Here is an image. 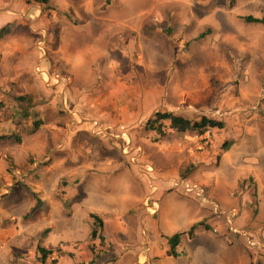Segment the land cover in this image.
<instances>
[{
    "label": "rangeland",
    "instance_id": "obj_1",
    "mask_svg": "<svg viewBox=\"0 0 264 264\" xmlns=\"http://www.w3.org/2000/svg\"><path fill=\"white\" fill-rule=\"evenodd\" d=\"M61 1L0 0V264H264V0Z\"/></svg>",
    "mask_w": 264,
    "mask_h": 264
},
{
    "label": "trees",
    "instance_id": "obj_2",
    "mask_svg": "<svg viewBox=\"0 0 264 264\" xmlns=\"http://www.w3.org/2000/svg\"><path fill=\"white\" fill-rule=\"evenodd\" d=\"M38 3H48L49 0H34ZM234 0H230V4H233ZM247 23L251 24H264L263 19L254 18L252 16H247L245 18ZM7 28H4L0 31V38L2 34L6 33ZM146 130L155 134L157 137H164L166 134V128L175 130L180 133H196L197 135H204L208 131L212 132L213 130H221L225 127L223 120L218 119L217 117H211L209 115H202L199 119L194 120L190 114L185 113L184 111H179L177 113L171 112H157L152 117H150L146 122ZM4 139H17L15 136H4ZM230 143H225L222 147L223 150H228ZM91 218L93 220L92 232L90 234V239L92 240H101L103 242L104 229L105 225L101 218L97 215L92 214ZM204 226L203 223L194 225L189 235H193V232L196 228ZM207 228V227H206ZM208 229V228H207ZM180 241V235L176 234L173 237L169 238L168 245L169 256H176V246ZM38 253L40 254L41 261H45L49 255L52 254V251L46 250L45 248L38 247Z\"/></svg>",
    "mask_w": 264,
    "mask_h": 264
},
{
    "label": "crops",
    "instance_id": "obj_3",
    "mask_svg": "<svg viewBox=\"0 0 264 264\" xmlns=\"http://www.w3.org/2000/svg\"><path fill=\"white\" fill-rule=\"evenodd\" d=\"M68 2L70 1V0H67ZM87 1H89L90 3H91V1H93V0H87ZM49 2V1H48ZM64 2H65V0H64ZM63 2V3H64ZM62 3V1H61V6H62V11H64V12H67V13H69V15L70 16H72L73 15V12L72 11H70V10H68V11H66V9L65 8H67L68 7V5L66 6V5H64ZM46 4H48V3H46ZM35 9V12H36V10H38V8L37 7H34ZM34 10H32L31 12H30V15H29V17H32V15L34 14ZM40 10V9H39ZM37 11L38 12V14H37V16H35V14H34V17L35 18H38L39 19V17H41V12L40 11ZM72 14V15H71ZM77 15V14H76ZM27 16V15H26ZM78 16V15H77ZM78 18H80V16H78ZM258 19H261V18H259V17H257ZM259 25H264V24H259ZM124 28H126V29H132V27H131V24H124ZM106 34H108L109 32H110V30H108V31H104ZM70 34V31L69 32H67V30H66V33H65V35H69ZM214 131V130H213ZM212 131V132H213ZM227 152V151H226ZM244 167L245 168H247V167H249V165L248 164H245V165H243V162H240L238 165H235V168H236V172H239V170H242V172L244 173ZM238 170V171H237ZM243 177H247L246 175H244ZM239 179H240V177H239ZM244 179V178H243ZM259 178H257V180H255L256 181V183H259L260 181L258 180ZM261 179V178H260ZM232 180H234V181H237L238 179H237V176H234L233 177V179ZM239 181V180H238ZM262 191H264V190H257V192H256V194L257 195H259V193H261ZM245 193V192H244ZM247 194H249V193H247ZM246 194V202H250V198L248 197V195ZM153 210H155V208L153 209ZM159 210V209H158ZM249 210V209H248ZM246 216L248 217V218H252V217H254L255 216V214L253 213V214H250V212L249 211H247L246 210ZM247 218V219H248ZM242 220V219H241ZM241 220H239V221H241ZM197 224V223H196ZM167 245H166V252H165V256L166 257H172V256H169V254H168V252H169V249H170V246L168 245V243L167 242H165ZM150 249L152 250V247L150 246ZM150 254V253H149Z\"/></svg>",
    "mask_w": 264,
    "mask_h": 264
},
{
    "label": "built area",
    "instance_id": "obj_4",
    "mask_svg": "<svg viewBox=\"0 0 264 264\" xmlns=\"http://www.w3.org/2000/svg\"><path fill=\"white\" fill-rule=\"evenodd\" d=\"M186 191L191 192V191H193V190H186ZM199 194H200V192L198 191V192H197V195H199Z\"/></svg>",
    "mask_w": 264,
    "mask_h": 264
}]
</instances>
